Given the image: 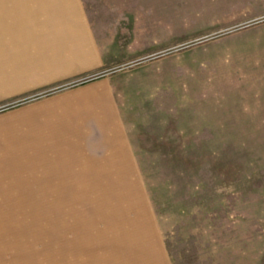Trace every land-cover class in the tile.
Here are the masks:
<instances>
[{
	"label": "rangeland",
	"instance_id": "rangeland-1",
	"mask_svg": "<svg viewBox=\"0 0 264 264\" xmlns=\"http://www.w3.org/2000/svg\"><path fill=\"white\" fill-rule=\"evenodd\" d=\"M262 17L264 0H0V154L13 134L25 138L29 153L55 143L47 136L50 113L68 109V127L86 136L72 151L105 159L122 151L109 146L116 142L130 156L123 155L127 170L101 173L117 185L133 182L125 192L108 186L114 192L104 204L120 205L145 225L154 258L162 257L146 263L136 255L132 264H264V59L246 65L249 59H234L226 44L208 43ZM59 38H92L100 50L79 70V61L57 68L47 57ZM94 94L104 96L98 105L73 106ZM113 126L119 138L101 143ZM60 172L67 182L62 194L80 198L68 206L66 197L59 200L60 222L70 228L64 239L79 248L74 239L83 232V246L93 248L99 240L92 237L103 231L93 230L98 223L106 229L122 215L92 216L95 189L72 184L86 172ZM29 173L12 172L9 180L24 189L34 185L21 180ZM15 193L0 207L21 201ZM71 251V261L85 255Z\"/></svg>",
	"mask_w": 264,
	"mask_h": 264
},
{
	"label": "bare ground",
	"instance_id": "bare-ground-1",
	"mask_svg": "<svg viewBox=\"0 0 264 264\" xmlns=\"http://www.w3.org/2000/svg\"><path fill=\"white\" fill-rule=\"evenodd\" d=\"M6 138L7 140L5 139V143L7 144V147L4 149L8 151V153L0 155V201L2 199H9L10 194L14 191H16V193L13 196H20V198L16 200L21 201L10 203L8 206L9 210L5 209L4 206L0 207V264H43L44 261L46 264H94V262H96L95 259H93V263H90L86 255V253L93 248H85L83 246V242L86 239V233L82 232L80 234V232H78V235L76 234L75 236L78 238H75L74 242L77 245L80 244V247L77 246L79 248H71L70 244L73 239L70 240V237L68 236L66 238L67 240L64 239V236L66 237V235L70 233V228L60 222L62 203H60L59 200H61V196L66 195V193H64V195L62 194L61 187L63 186L65 188L67 182L63 183L65 176L60 170H63L64 167L60 166L63 163L57 160V153H60L59 151H70L71 146H73L76 141L72 142V144L70 143L69 146L67 144L68 148H65V144L62 142L57 143L54 146L39 145L41 148L36 147V150H33L35 148L33 146L34 148L30 151L34 153H29L27 150V146L29 145L24 143L25 138L22 135L16 134L15 137L9 135ZM38 148L42 151L37 152ZM38 164L41 167V172L39 175H36L38 172L35 173V169ZM56 164H59V168ZM126 165L131 167L130 164L126 162L125 165H123L124 170H127ZM6 169L11 171H6ZM25 169H28L31 174L29 173L27 177L21 176V180L26 179V182L32 181L34 185H26L25 188L22 189L17 181H10L9 177L12 175V172L19 171L20 175L22 170ZM14 182L18 184H14ZM130 182L118 183V185L117 183H113L114 185H111V187H115V190H119V192H125L128 189V185L133 183ZM13 184L18 186H14ZM89 187L90 189L94 188L96 191L95 198L92 201L99 204L89 209L92 216L100 215V218L103 219L112 217L115 214H120L122 217L125 216L126 212L122 208L117 207L114 209L109 206L111 209H106L101 207L104 204V199L109 200L113 195L111 194L112 190L107 189L108 186L103 188L96 186ZM112 192H114V190ZM69 194L71 195V199L69 198L70 200L64 196L66 197L64 198L65 205L68 206L70 202H77L80 200V198H75L76 195ZM29 196H32L33 198L29 199ZM20 210L25 213L31 212L30 218L21 217L19 215L18 218L5 217V211L18 212ZM118 220L119 218L117 217L116 220L113 219L112 223H109V220L107 225L109 227L120 228ZM92 221L93 220H91V222ZM130 226L133 233L127 235V239L125 238L123 241L134 243L137 246L140 244L141 247L144 243H147L146 245L149 247L147 251L152 252L149 239L145 240L143 237L140 238L137 234V231L142 230L145 225L139 226L134 221L130 220ZM99 233L96 232V237H92L95 241L99 240L96 243H91L94 247L96 246L95 244L103 245V243L115 242L114 239L110 240L106 237L102 238L103 235ZM38 242H42L43 246L41 249L34 251L36 250L35 246ZM107 244L109 245V243ZM67 245H69L70 249H68ZM122 246H124V244ZM112 248L115 249L113 252L119 253V250H117L119 246ZM132 248L133 247L128 246L121 254H116V261H112V263L116 264L120 261L123 264L129 263L130 261L134 262L136 260V253L137 255H140L142 251L140 253V251L137 252L135 251L136 249L133 250ZM106 249L107 251L111 250L109 246ZM71 250H73L74 253H78V256L80 253L85 255L78 257L77 262L71 261L73 258L68 257L69 252H72ZM109 254L112 255L111 253ZM98 264H110V262L108 261L107 263L102 262Z\"/></svg>",
	"mask_w": 264,
	"mask_h": 264
},
{
	"label": "crops",
	"instance_id": "crops-1",
	"mask_svg": "<svg viewBox=\"0 0 264 264\" xmlns=\"http://www.w3.org/2000/svg\"><path fill=\"white\" fill-rule=\"evenodd\" d=\"M213 38L214 39H211L208 41L210 45H212L215 48L218 46L220 47L223 44H226L227 54L232 55L234 59L241 58V57L249 59V61H246L247 63L246 65L249 64V65L256 66L258 65V62L256 60L264 59V50L259 52V51H254L251 49V48H256L257 46L264 49V17L259 18V19L250 20L249 22H246L245 25L242 24V25L234 26L233 29H229L228 32L226 31V33H219L217 36H214ZM240 38H244L243 43H235L236 42L235 40L240 39ZM58 41L60 44L57 47V50L56 51L51 50L50 56L47 57L52 60L50 63L57 68L63 67V66H69L73 62L79 61L81 63L76 62L74 64V65L76 64L79 65L78 69H76V70H79L81 69L80 67L84 65V63L89 62L92 56L95 55V57H97L99 50H100V48L96 47V45L93 44L92 38H64V41L62 38H59ZM240 49L242 50L243 53H247L249 49L251 52H248V54H245V55L243 54V56H241L238 53ZM255 72L256 71H248V73H255ZM246 96L248 98H255V99L256 97H258L256 94L246 95ZM103 99H104L103 95L100 96L99 94H94V95H91L90 98L82 99L77 102H74L73 106L80 107L81 109L85 111L86 109H89L94 105H98L99 103L102 102ZM69 113L70 111L68 109L61 110L55 114H53V111H51L50 113L51 117L49 118V120L50 121L52 120L51 121L52 123L51 122L48 123L49 127L47 129V136L50 139L55 140L56 142L51 143V144H46V145L54 146L55 144L62 142L65 144V148H68L67 144L69 146L70 143L73 142L72 140L76 141L75 143L77 144L80 142L82 138L86 137L84 132H82V130L78 126H75L72 128L68 127L66 120L68 119L70 115ZM107 130H109V136H110V133H111V136L108 137V139L107 137L104 138L105 139L104 141L101 138L100 139L102 140L101 143L106 142V140L114 141L116 140V138H119L120 136L119 134L121 132L117 126H113L112 128H106L105 131ZM74 132H76V134H73ZM13 136L15 137L16 134H13ZM109 146L114 149L118 148L119 150H122V151L117 154H113L112 157H106L105 159L98 160L90 156L87 157V156L82 155L81 153L78 152L80 148H77V151H72V150L67 151V152L59 151L60 153H57V160L61 161L62 163L67 161V163H65L66 164L65 166L77 164L80 162L84 164V166L81 167L80 170H71L67 167L63 168L64 170L71 172L72 176H73L72 171H81L84 173L86 172L85 173L87 174L86 176L84 175L83 177H81V175H79L78 178L73 177L72 184L74 186H77V187L96 186V187H102V188L106 186H111V185H114L113 184L114 182L111 183L110 180H108L103 175H101V173L106 172L108 170L115 171V170L123 168L122 162L130 158V156L125 151H123L125 149L123 144L117 145L115 142L113 144H109ZM33 150H36V147ZM39 151H42V150L38 148L37 152ZM114 152H117V151H114ZM4 153L6 154L8 153V151L4 149V151L1 154H4ZM124 154L128 155L125 160L123 157ZM57 167L59 168V166ZM109 206L114 209H116L117 207L121 208L120 205L118 204L112 205V203L107 204V205L104 204L101 207L106 208V209H111ZM124 217H121V218L119 217L118 223H119L120 228L119 227L118 228L108 227L104 229L102 226L104 225V222L101 221V223H98L96 228L93 229L94 231L103 230L99 234L103 235L106 238H109L110 240L114 239L115 242H107L109 243V245L107 243H103V245L95 244L96 246L95 247L93 246V249L91 251L89 250L90 253L87 255L88 261H90V263H93V259H95L96 262H94V264H98L102 262L107 263L108 261L111 264H113L112 261L113 262L116 261L115 255L108 254L110 253V251H107L106 248L109 246L110 249L114 251L115 249H113L112 247L119 246L117 250H119L121 254L123 250L126 249V247L130 246V247H133L132 248L133 250L136 249L135 251L137 252L140 251L141 253L142 251L140 255H143L146 258L145 260V262L147 261L146 263L161 262L162 261L161 255H159L158 257L156 256L154 258L155 255L151 251L150 252L147 251L149 248L146 245L147 243H144L143 246L141 247L139 243H138L139 246H137L134 243L123 241V239L125 238L127 239L128 237L127 235L133 233V230L130 226V218H128L127 216L125 218ZM138 225L144 226L140 224L139 221H138ZM111 229L112 231H108ZM120 229H123L124 231H121ZM108 232H110V234H108ZM137 234L140 236V238L143 237L145 240H147V238L149 239L148 233H146V231L143 232L142 230H138ZM123 244L124 246H122ZM128 257L130 258L129 255ZM132 263L133 262L130 261L129 263H126V264H132ZM143 263L144 261L143 262L141 261L139 264H143ZM116 264H123V263L120 261Z\"/></svg>",
	"mask_w": 264,
	"mask_h": 264
}]
</instances>
